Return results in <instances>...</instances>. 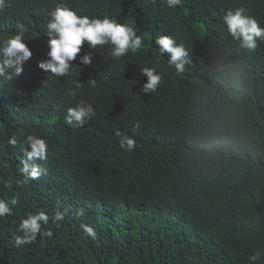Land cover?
I'll return each mask as SVG.
<instances>
[{
  "label": "trees",
  "instance_id": "1",
  "mask_svg": "<svg viewBox=\"0 0 264 264\" xmlns=\"http://www.w3.org/2000/svg\"><path fill=\"white\" fill-rule=\"evenodd\" d=\"M5 1L0 34L22 32L38 64L57 1ZM65 1L132 27L143 45L120 59L98 47L90 65L73 61L70 76L48 74L45 88L33 61L16 79L0 78V199L20 201L0 218V264H251L257 251L255 264H264V38L255 50L242 49L221 19L244 4L264 27V0H183L176 9L164 0ZM160 35L184 44L183 72L158 55ZM142 67L161 74L156 92L140 91ZM77 81L73 99L67 92ZM96 81L103 88L95 117L72 129L65 109L97 95ZM158 97L161 116L153 112ZM9 105L18 121L5 119L14 111ZM24 123L22 138L46 141L47 159L37 161L46 172L19 186L23 153L7 141ZM116 131L136 140L134 151L120 149ZM57 209L64 220L43 226L54 232L44 246L39 238L13 246L22 218ZM84 224L96 240L85 238Z\"/></svg>",
  "mask_w": 264,
  "mask_h": 264
},
{
  "label": "clouds",
  "instance_id": "2",
  "mask_svg": "<svg viewBox=\"0 0 264 264\" xmlns=\"http://www.w3.org/2000/svg\"><path fill=\"white\" fill-rule=\"evenodd\" d=\"M57 3L49 11L47 21L43 28V34L48 38L45 50L46 59L38 64L31 59L33 53L29 47L33 44L29 39L23 37L22 32H18L0 39V78L5 80L16 79L23 69H31L32 61L41 69L42 75L35 77L40 86L45 88V82L49 81L48 74L56 78L70 76L71 69L75 65L72 62L78 59L77 65L88 66L92 63L94 52L99 47L107 51L112 59H120L129 53H137L142 49L143 40L137 35L136 30L124 23L105 15L91 16L81 9L74 7L65 0H56ZM171 9L181 6L183 0H164ZM6 7V1L0 0V14ZM222 23L226 26L228 35L240 48L253 51L257 48V41L264 38V27L252 14V10L240 4L230 7L222 16ZM42 29V26H41ZM155 48L158 55H167V64L174 68L177 73L184 70L187 62L188 51L183 43L178 44L175 39L168 35H160L155 39ZM90 49V50H89ZM76 66V65H75ZM141 75L146 78V82L140 89L144 94L156 92L161 83L162 77L155 68L142 67ZM93 84V81H90ZM97 95L87 93L86 101L80 99L75 107L65 109L64 123L72 129L83 128L85 124L96 115L93 105L99 103L103 86L96 81ZM82 87L78 81L75 87L68 90L67 95L75 99L77 90ZM162 91L160 92V94ZM14 111L5 118L10 122L18 121L21 114L17 107L9 105ZM25 111V110H24ZM22 111V113H24ZM39 111V110H34ZM153 112L161 116V99H155ZM141 125L139 122L133 124V130L138 131ZM25 123L18 128L16 137H11L7 143L13 147L19 146L23 155L20 157L19 175L21 179L16 180L19 186L28 185L31 181L39 180L46 170L37 161L47 159V144L40 136L29 134L22 138L25 133ZM115 136L119 138V147L124 152H132L136 147V140L127 133L116 131ZM22 138V139H21ZM30 149V150H29ZM19 197L11 199H0V218H5L13 214V209L19 204ZM65 213L59 209L55 210L51 216L44 211L29 213L22 218L17 226L22 235L13 234V246L20 248L26 244H32L39 238L41 246L46 244V240L53 237L52 228H46L49 221L56 224L64 220ZM85 238L96 240L98 237L95 229L90 225H81ZM261 252H254L249 256L251 264H255L260 259Z\"/></svg>",
  "mask_w": 264,
  "mask_h": 264
}]
</instances>
